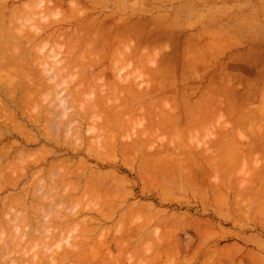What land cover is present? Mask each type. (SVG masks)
Wrapping results in <instances>:
<instances>
[{
	"label": "rangeland",
	"instance_id": "374dc122",
	"mask_svg": "<svg viewBox=\"0 0 264 264\" xmlns=\"http://www.w3.org/2000/svg\"><path fill=\"white\" fill-rule=\"evenodd\" d=\"M35 1L0 0L2 5L0 21L6 23L5 30L2 23L0 25L3 31L7 30L8 24H11L7 13L15 11L14 8L17 11L20 7L21 10L24 9L22 13L20 12L21 15L17 13V17L21 20L17 17L15 20L18 24L17 28L19 27L18 33L23 31L24 33L20 37L16 34L12 37H3L0 41V45L5 40L6 47L10 46L5 55L3 54L4 62L6 61L4 59L11 57L12 53L18 54L22 51V59L19 58L21 62L18 61L17 65H14L16 62L14 61L13 64L10 58L7 60L8 64L0 60V64L7 65L5 67L8 71L10 64H13L10 68L11 72L2 70L7 71L6 76H4L6 71L4 74L0 71L2 83L11 84V86L6 85L11 89L8 92L6 86L0 83V91H2L0 92V159L3 161L2 165L0 162V167H5L7 164L11 166L13 162L17 165L12 166L19 165L14 171L12 167L13 172L11 169L8 172V168L3 170L6 171V175L0 176L2 184H0V224H7L4 220L7 221V217L14 213L18 215L19 212L21 213L19 219L23 217L18 220L20 222L14 223L18 225L14 228H19L18 232L16 231V235H20H17V240L15 237L12 238L15 234L13 235L8 229L10 227L3 226L6 227L4 231L7 235L5 233L2 238L6 239L7 236L6 241L12 242L7 245L8 241L5 244L4 240L1 245L3 240L0 241V257L6 259L0 258V264H264V190H262L264 186L261 183L264 181L261 176L264 173V0ZM31 4L33 9L30 7ZM70 6L73 10L75 6L77 10L80 8L79 14L76 8V11L71 12ZM28 10H31L30 14ZM76 13L81 18L78 15L72 16ZM2 18L5 19L4 22ZM23 23L35 25L37 32L35 30L34 33L32 32L36 35L35 37L33 35V39L31 37V40L28 39L32 34L24 37L28 34L29 27L31 29L33 27L25 26ZM20 26H24L22 31ZM14 36L18 37L16 41ZM8 37L11 39H7ZM8 40L13 42L10 43ZM26 43H30L28 47ZM14 44L16 47L19 45L21 51ZM73 44H76V48ZM113 49L117 50L116 53ZM131 49L135 51L130 54L128 52H131ZM6 54L11 55L8 57ZM79 57L81 59H78ZM23 58L27 62L24 63ZM33 60L37 64L32 63ZM40 60L43 62V67ZM20 63L22 68H26L24 71V68L21 70L18 65ZM47 64L49 65L46 66ZM54 66L55 70L52 69ZM37 67L40 69L39 72ZM47 67H50V72L59 68L64 70H58L60 73L63 72L61 75L57 73V76L60 75L59 78L51 72L54 75L52 77L49 72H45ZM42 70L45 72L44 75L41 73ZM21 71H26L27 75L22 74ZM15 72L21 76L25 75L26 78L30 73V77L26 79L23 76L25 79L22 77L21 80V76ZM46 73L49 76H46ZM3 76L6 80L2 79ZM64 76L67 77L66 80ZM33 79L36 82H31ZM20 82L28 86L24 84L25 87L22 85L24 88L22 89ZM37 82L46 85L44 88L38 84L37 87L41 90L34 91L43 99L46 97L44 100L35 95L34 88L30 90L31 84ZM14 84L20 86L17 94L14 91L18 90V87L15 89L17 85ZM20 88L24 93L27 91L25 88H28L27 92L30 91L29 94L32 96L34 93L35 97L32 98L34 101L31 95L28 98L29 94L25 93L30 99L29 105L33 104L34 107L33 105L24 107L27 98ZM2 89L8 94L7 92V95L4 94ZM70 92L76 95L70 97L72 96ZM56 95L59 97H55ZM19 97L23 100L25 97V103L22 101L20 104ZM68 99L73 102H67ZM65 100L69 110L64 106ZM92 102H96V105ZM157 102L164 106L163 109L159 105V109L157 108ZM228 102L229 106L232 104L233 107H226ZM36 103L39 105L37 106ZM99 105L102 107H98ZM213 106L216 108L214 109ZM149 107L150 110H155L154 113L148 110ZM48 110L50 113L52 110V114L47 112ZM162 111L167 116L163 115ZM67 112L71 114L67 115ZM233 112L236 114L234 115ZM206 113V117L210 120L205 118ZM50 115L53 116L51 119H49ZM67 116L73 121L64 124L67 120H63L68 119ZM164 116L167 117L166 120ZM33 117L38 118L33 120ZM110 119L114 121V125ZM199 120H202L201 124L194 125ZM17 121L18 123H14ZM106 121L110 127L105 125ZM155 121L158 123L156 124ZM169 121L171 125L174 124L172 128ZM157 125L161 127L164 125L165 131L162 128L160 130ZM57 126L63 129L59 130ZM101 127L106 128L105 131L104 129L102 131ZM99 129L101 132L98 131ZM174 129H179L175 130L176 135ZM190 129L191 133H189ZM145 130L152 135H146ZM233 133L235 139L234 136L232 137ZM110 137L109 146L106 142ZM105 139L107 141H104ZM172 140H175L176 146ZM167 141L171 143H166ZM218 141L222 150L221 147H217ZM235 143L240 148H231H235ZM132 144L134 146L137 144L138 149ZM174 146L175 150H173ZM25 147L27 149H24ZM163 147L165 150L161 151ZM144 153L146 154L143 155ZM30 155L32 158L29 157ZM222 161L225 162L223 165H221ZM65 166L67 167L64 168ZM215 166L218 168L216 171L213 170ZM17 169L19 173L21 171L19 181H16L19 175ZM3 171L0 175L4 174ZM69 171L72 174L70 177ZM257 172H261L260 175ZM9 175H12L14 180ZM39 177L45 178L47 185L44 187H47L50 181L49 186L52 185V189L47 188L51 193L46 188L43 190L42 186L37 187ZM38 188H41L43 193ZM37 190L43 194L42 196L48 197L46 193L48 192L51 197L45 200L40 194L38 195ZM13 194L15 195L12 196ZM3 200L14 206L8 204L7 208L5 205V211L2 212L6 204ZM40 203L43 207L39 206ZM16 205L20 206L17 208ZM35 216L40 217L37 220ZM45 221H48V229L43 227L47 225ZM44 228L47 230L43 231ZM31 236L34 238L32 239ZM14 240L17 242L15 245Z\"/></svg>",
	"mask_w": 264,
	"mask_h": 264
},
{
	"label": "bare ground",
	"instance_id": "6f19581e",
	"mask_svg": "<svg viewBox=\"0 0 264 264\" xmlns=\"http://www.w3.org/2000/svg\"><path fill=\"white\" fill-rule=\"evenodd\" d=\"M34 1H35V0H34ZM46 1H47V0H46ZM32 2H33V1H32ZM35 2H36V1H35ZM40 2H41V1H40ZM1 3H2V2H1ZM2 4H3V3H2ZM4 4H5V3H4ZM35 4H37V3H35ZM35 4H34V8H35ZM50 5H51V4H50ZM78 5H79V4H78ZM1 6H2V5H0V7H1ZM36 6H39V5H36ZM43 6H44V5H43ZM5 7H6V6H5ZM27 7H28V5H27ZM30 7L33 9L32 4H31ZM44 7H45V6H44ZM54 7H55V6H54ZM70 7H71V6H70ZM80 7H81V6H80ZM1 8H2V7H1ZM24 8H25V7H24ZM28 8H29V7H28ZM28 8H27V9H28ZM31 8H29V9H31ZM73 8H74V7H73ZM75 8H76V6H75ZM75 8H74V10H73L72 7H71V8H70V10L72 9L71 12L76 11L77 8H76V10H75ZM6 9H7V8H6ZM18 9H19V7H18ZM42 9H43V8H42ZM47 9H48V8H47ZM61 9H62V8H61ZM68 9H69V7H68ZM78 9L80 10V8H78ZM85 9H86V8H85ZM14 10H15V11L12 10V11H10V12L7 13V14H8L7 17L10 18L9 20L11 21V24H8V26H7V30H6V31H3V30L1 29L2 26H0V41H2L3 37H7V36H11V37H12L13 34H16V36L18 35V37H20L21 34L24 33V31H23L22 33H21V32L18 33V29H19V27L17 28L18 24H17V22H15L16 17H17V13H18V15H21V13H22V11H24V9L21 10V7H20V9L18 10L19 12L17 11L16 8H14ZM34 10H35V9H34ZM34 10H33V11H34ZM79 10H77V11H78V14H79ZM87 10H88V8H87ZM25 11H27V10H25ZM28 11H29V10H28ZM30 11H31V10H30ZM30 11H29V14L31 13ZM33 11H32V12H33ZM36 11H37V10H36ZM38 11H39V10H38ZM20 12H21V13H20ZM69 12H70V11H69ZM81 12H82V11H81ZM84 12H85V11H84ZM23 13H24V12H23ZM35 13H36V12H35ZM38 13H39V12H38ZM29 14H27V15H29ZM70 14H71V13H70ZM73 14H74V13H73ZM78 14L76 13V15H72V16L75 17V16H77ZM82 14H83V13H82ZM82 14H81V15H82ZM39 15H41V14H39ZM3 16H4V14H3ZM29 16H30V15H29ZM29 16H28V19H29ZM72 16H71V17H72ZM1 17H2V16H1ZM31 17H32V16H31ZM33 17H34V16H33ZM78 17H79V15H78ZM17 18H19V17H17ZM42 18H43V17H42ZM62 18H63V17H62ZM79 18H81V17H79ZM2 19H3V18H2ZM19 19H20V18H19ZM19 19H18V20H19ZM20 20H21V19H20ZM31 20H32V19H31ZM72 20H73V19H72ZM4 21H5V19H3V22H4ZM10 21H9V22H10ZM26 21H27V20H26ZM26 21H24V22H26ZM58 21H59V18H58ZM62 21L64 22V20H62ZM18 22H20V21H18ZM60 22H61V21H60ZM63 22H62V23H63ZM1 23H2V21H0V25H1ZM21 23H22V22H21ZM26 23H27V22H26ZM66 23H67V22H66ZM5 24H6L5 22L2 23L3 28H4V27L6 28V26H4ZM15 24H16V25H15ZM23 24H24V23H23ZM24 25H25V24H24ZM29 25H31V24H28V25H25V26H29ZM84 25H85V24H84ZM34 26H35V25H33V24L31 25V27H33V28H34ZM44 26H45V25H44ZM87 26H88V25H87ZM20 27H21L20 29H21V31H22V30H23L22 28H23L24 26H20ZM80 27H81V26H80ZM5 28H4V30H5ZM33 28L31 29V28L29 27V30L27 31L28 34H26L25 36L23 35V36L26 37V36H28L29 34H32V36H31V35L28 36V37H29L28 39H30V37L33 39V35H34L33 33L36 31L35 28H34V29H33ZM84 28H85V27H84ZM30 29H31V30H30ZM36 29L38 30V28H36ZM34 30H35V31H34ZM87 31H88V30H87ZM90 31H91V30H90ZM32 32H33V33H32ZM36 32H37V31H36ZM38 32H39V30H38ZM41 32H42V31H41ZM78 32H79V31H78ZM42 33H44V32H42ZM39 34H41V33H39ZM78 34H79V33H78ZM50 35H51V34H50ZM50 35H49V36H50ZM62 35H63V34H62ZM75 35H76V33H75ZM88 35H89V34H88ZM96 35H97V34H96ZM16 36L13 37V38H15V41H16V39H18V37L16 38ZM23 36H22V38H23ZM35 36H36V35H34V37H35ZM40 37H41V36H40ZM75 37H76V36H75ZM86 37H87V36H86ZM9 38H10V37H8L7 39H9ZM22 38H21V39H22ZM43 38H44V37H43ZM43 38H42V39H43ZM95 38H96V37H95ZM100 38H101V37H100ZM100 38H99V39H100ZM10 39H11V38H10ZM24 39H25V38H24ZM76 39H77V38H76ZM101 39H102V38H101ZM154 39H155V38H154ZM30 40H31V39H30ZM30 40H24V41L32 42V41H30ZM68 40H69V39H68ZM78 40H79V39H78ZM6 41H7V40H6ZM13 41H14V39H13ZM13 41H12V42H13ZM15 41H14V42H15ZM19 41H20V39H19ZM22 41H23V40H22ZM42 41H43V40H42ZM4 42H5V40H4ZM4 42H2V44L0 45V49H2V52H0V54L2 53V54L0 55V60H2V63L4 62L2 58L4 57L7 48L10 47V46H9V47H6V44H5ZM8 42H10V40H8ZM12 42H10V43H12ZM81 42H82V41H81ZM89 42H90V41H89ZM3 43H4L5 45H3ZM6 43H7V42H6ZM55 43H56V42H55ZM96 43H97V42H96ZM107 43H108V42H107ZM29 44H30V43H29ZM29 44L26 43L27 47H28ZM78 44H79V43H78ZM8 45H9V43H8ZM10 45H12V44H10ZM17 45H18V44H17ZM26 45H25V46H26ZM73 45H74V44H73ZM79 45H81V44H79ZM82 45H83V44H82ZM112 45H113V44H112ZM14 46H15V44H14ZM18 46H19V45H18ZM18 46H17V47L15 46V47L19 49ZM36 46H37V44H36ZM71 46H72V45H71ZM74 46H75V48H76V44H75ZM77 46H78V45H77ZM102 46H103V44H102ZM12 47H13V46H11V48H12ZM22 47H23V46H22ZM27 47H26V48H27ZM42 47H43V46H42ZM16 48H14V49H16ZM91 48H92V47H91ZM108 48H109V47H108ZM111 48H112V46H111ZM131 48H132V47H131ZM140 48H141V47H140ZM9 49H10V48H9ZM18 49H17V50H18ZM20 49H22V48H20ZM20 49H19V50H20ZM29 49H30V47H29ZM29 49H28V50H29ZM41 49H42V48H41ZM41 49H40V50H41ZM105 49H106V47H105ZM35 50H36V49H35ZM74 50H75V49H74ZM88 50H89V49H88ZM106 50H107V49H106ZM111 50H112V49H111ZM115 50H116V49H113V51H115ZM118 50H119V49H118ZM20 51H21V50H20ZM25 51H26V50H25ZM25 51H24V52H25ZM80 51H81V50H80ZM116 51H117V50H116ZM116 51H115L114 53H116ZM132 51H133V49H131V52H128V53L131 54ZM134 51H135V50H134ZM134 51H133V52H134ZM89 52H90V51H89ZM100 52H101V50H100ZM103 52H104V51H103ZM109 52H111V51L109 50ZM194 52H195V51H194ZM14 53H15V52H14ZM14 53H12V55L9 54V56L11 55V57H9L7 54H6V55H7L11 60H13V62H12L13 64H14V61L16 62V64H14V65H17V62H18V61L21 62L20 59H22V58H21V55H22L21 53H22V51L19 52L18 54H17V52H16L15 54H14ZM25 53H26V52H25ZM91 53H92V52H91ZM114 53H113V54H114ZM3 54H4V55H3ZM13 54H14V55H13ZM19 54H20V55H19ZM105 54H106V52H105ZM113 54H112V55H113ZM120 54H121V53H120ZM126 54H127V53H126ZM126 54H124V55H126ZM130 54H129V55H130ZM135 54H136V52H135ZM15 55H16V56L19 55V57H18V56L16 57ZM101 55H102V54H101ZM103 55H104V54H103ZM7 56H6V57H7ZM74 56H75V55H74ZM114 56H115V54H114ZM127 56H128V54H127ZM38 57H39V56H38ZM86 57H87V56H86ZM111 57H112V56H111ZM125 57H126V56H125ZM4 58H5V57H4ZM9 58L4 59V60H6V61L4 62L5 64H6V62H7V60H8ZM19 58H20V59H19ZM25 58H26V57H25ZM25 58H23V59H25ZM42 58H44V57L42 56ZM42 58H41V59H42ZM29 59H30V58H28V60H29ZM44 59H45V58H44ZM74 59H75V58H74ZM78 59H81V57H79ZM78 59H77V60H78ZM35 60H36V58H35ZM35 60H33L32 63H33V62L36 63ZM91 60H94V59H91ZM97 60H98V59H97ZM22 61H23V60H22ZM30 61H31V60H30ZM41 61H42V60H40V64L42 63L41 66L43 67L44 65H43V62H41ZM74 61H75V60H73V62H74ZM81 61H82V60H81ZM89 61H90V60H89ZM94 61H95V60H94ZM103 61H104V60H103ZM105 61H106V60H105ZM19 62H18V63H19ZM25 62H27L26 59L24 60V63H25ZM37 62H38V61H37ZM73 62H72V63H73ZM75 62L77 63V61H75ZM79 62H80V61H79ZM92 62H93V61H92ZM124 62H125V61H124ZM2 63L0 64V71L6 69L5 66H7V65L2 64ZM22 63H23V62H22ZM30 63H31V62H30ZM30 63H29V64H30ZM32 63H31V64H32ZM64 63H65V62H64ZM64 63H63V64H64ZM69 63H70V62H69ZM76 63H73V64H76ZM90 63H91V61H90ZM7 64H8V62H7ZM13 64H12V65H13ZM36 64H37V63H36ZM67 64H68V63H67ZM83 64H84V63H83ZM12 65L10 64L9 67L11 68ZM18 65L21 67V63L18 64ZM22 65L24 66V64H22ZM25 65H26V64H25ZM48 65H49V64H47L46 66H48ZM30 66H31V65H30ZM46 66H45V67H46ZM55 66H56V64H55ZM55 66H54V68H52V67H51V68H52L53 70H55V69H56ZM57 66H58V65H57ZM63 66H64V65H63ZM68 66H69V65H68ZM9 67H8V68H9ZM39 67H40V66H39ZM86 67H87V66H86ZM95 67H96V66H95ZM10 68H9L10 71H8V70L6 69V70L8 71V73L11 72V69H10ZM15 68H16V67H14V69H15ZM23 68H24V69H23ZM23 68L21 67V70L23 69V71H24L26 68H25V67H23ZM37 68H38V67H37ZM48 68H49V69H48ZM68 68H69V67H68ZM80 68H81V66H80ZM12 69H13V67H12ZM42 69H44V68H42ZM52 69H51V70H52ZM59 69H60V68H59ZM59 69H58V70H59ZM61 69H62V68H61ZM61 69H60V70H61ZM65 69H66V68H65ZM82 69H83V68H82ZM144 69H145V68H144ZM6 70H5V71H6ZM15 70H16V69H15ZM19 70H20V68H19ZM39 70H40V69L38 68V72H39ZM45 70H46L45 72H47V73L49 72L48 74H49V75L51 74L50 76H52V77H53L54 75H53V73H51V72H54L55 77L57 76V73H60L58 70H57L58 72H57V71H53V70L50 72V71H49V70H50V67H47V69L45 68ZM47 70H48V71H47ZM63 70H64V69H62V71H63ZM5 71H2V73L4 74ZM7 71H6V73H5L4 76H6V75L8 74ZM17 71H18V68H17ZM23 71H21V73H22V74L24 73L25 75H27V74H26V71H25V72H23ZM33 71H34V70H33ZM42 71H43V72H41V71H40V72L43 73V75H44L45 72H44V70H42ZM71 71H72V70H71ZM92 71H93V70H92ZM169 71H170V70H169ZM19 72H20V71H19ZM64 72H65V71H64ZM72 72H73V71H72ZM15 73L18 74L17 72H15ZM33 73H34V72H33ZM47 73H46L45 75H46V76H49V75H47ZM62 73H63V72H62ZM62 73H60V75H61ZM70 73H71V72H70ZM74 73H75V72H74ZM83 73H84V72H83ZM83 73H82V74H83ZM0 74H1V73H0ZM3 74H2V75H3ZM29 74H30V73H29ZM29 74H28V76H29ZM68 74H69V73H68ZM68 74H67V75H68ZM18 75L21 76L20 74H18ZM25 75H22L20 79L23 80L24 77L26 78ZM38 75H39V74H38ZM60 75H59V76H60ZM72 75H73V74H72ZM0 76H1V75H0ZM4 76H3V77H4ZM23 76H24V77H23ZM28 76H27V78L30 77V76H29V77H28ZM59 76H57V77L59 78ZM22 77H23V78H22ZM64 77H65V76H64ZM75 77H76V76H75ZM18 78H19V77H18ZM25 78H24V79H25ZM27 78H26V79H27ZM31 78H32V76H31ZM50 78H51V77H50ZM58 78H57V79H58ZM66 78H67V77H65L64 80H66ZM2 79L6 80L5 77L2 78ZM57 79H56V80H57ZM62 79H63V78H62ZM4 80H3V82H4ZM56 80H55V81H56ZM0 81H1V78H0ZM28 81H29V80H28ZM34 81H35V80L33 79V81H31V82H34ZM46 81H47V80H46ZM48 81H49V80H48ZM62 81H63V80H62ZM75 81H76V80H75ZM17 82H19V81H17ZM22 82H23V81H22ZM35 82H36V81H35ZM56 82H57V81H56ZM0 83H1V85H3V86H4V85H5V86L8 85V83H6V82H5L6 84L2 83V81H1ZM27 83H28V82H27ZM54 83H55V82H54ZM75 83H76V82H75ZM82 83H83V82H82ZM114 83H115V82H114ZM114 83H113V84H114ZM223 83H224V82H223ZM19 84H20L21 88L24 89L23 87H25L24 84H26V83L23 84V83L20 82ZM38 84H39L38 82H37V84H34L35 86H34L33 84H31L32 87L30 88V85H29L28 88H30L31 91H32L33 88H34L33 92H34V91L36 92V91L39 89L38 87H39L40 84H39V85H38ZM60 84H61V83H60ZM64 84H65V83H64ZM14 85H15V84H14ZM14 85H13V86H14ZM16 85H17V84H16ZM16 85H15V86H16ZM22 85H23V87H22ZM54 85H55V84H54ZM54 85H53V86H54ZM128 85H130V84H128ZM3 86H2V87H3ZM8 86H11V84H9ZM20 86L17 85L16 87H14L15 89L18 87V90H17V89L15 90L14 88H12V90H15L14 92L17 94V91H19V87H20ZM27 86H28V84H26V87H27ZM37 86H38V87H37ZM40 86H44V88H45L46 85H45V83H44V85L41 84ZM47 86H48V85H47ZM106 86H107V85H106ZM113 86H114V85H113ZM67 87H68V86H67ZM130 87H131V86H130ZM130 87H129V88H130ZM155 87H158V86L155 85ZM3 88H4V87H3ZM6 88H7V86H6ZM9 88H10V87H8V88L6 89L8 92L11 91V89H9ZM21 88H20V91L23 92L24 90H22ZM28 88H25V91H26V89H27V91H28ZM78 89H79V88H78ZM139 89H140V88H139ZM150 89L152 90V87H150ZM155 89H156V88H155ZM0 90H1V88H0ZM2 90H3V89H2ZM4 90H5V89H4ZM4 90H3V92H4ZM39 90H41V89H39ZM55 90L57 91V89H55ZM59 90H60V88H59ZM125 90H126V89H125ZM148 90H149V89H148ZM148 90H146V91H148ZM153 90H154V88H153ZM7 91H6V92H7ZM27 91L25 92L26 94H27V93H28V94L31 93L30 91H29V92H27ZM71 91H72V90H71ZM79 91H80V89H79ZM113 91H114V90H113ZM129 91H130V90H129ZM169 91H170V90H169ZM212 91H213V90H212ZM0 92H2V91H0ZM6 92H4V94H6ZM8 92H7V94H8ZM14 92H13V93H14ZM33 92H32V93H33ZM35 92H34V93H35ZM50 92H51V91H50ZM57 92H58V91H57ZM73 92H74V91H73ZM76 92H78V91H76ZM140 92H141V91H140ZM142 92H143V91H142ZM150 92H151V91H150ZM25 93L23 92L24 96H25ZM34 93H33V96H34V97H35L36 94L38 95V93H35V95H34ZM40 93H41V92H40ZM46 93H47V92H46ZM48 93H49V91H48ZM126 93H127V92H126ZM7 94H6V95H7ZM23 94H22V96H23ZM28 94H27V95H28ZM55 94H56V93H55ZM67 94H68V93H67ZM70 94L72 95L71 92H70ZM70 94H69V95H70ZM74 94H75V93H74ZM74 94H73L72 96H70V97H74ZM106 94H107V93H106ZM132 94H133V93H132ZM9 95H10V93H9ZM18 95H19V94H18ZM20 95H21V93H20ZM30 95H31V94H29L28 98L30 97ZM41 95H43V94H41ZM75 95H76V94H75ZM14 96H15V95H14ZM33 96L31 95V99L33 98ZM38 96H39V95H38ZM38 96H37V97H38ZM116 96H117V95H116ZM121 96H122V95H121ZM124 96H125V95H124ZM128 96H130V95H128ZM128 96H127V97H128ZM25 97H26V96H25ZM25 97H24V100H23L22 98L19 97V100H21V101H19L20 104L22 103V101L25 103L26 100H27L26 103H27L28 101L30 102V99H28L27 97H26V98H27V99H26ZM39 97H41V96H39ZM43 97H44V96H43ZM55 97H59V96L56 95ZM60 97H62V96H60ZM222 97H223V96H222ZM8 98H10V96H9ZM13 98H14V97H13ZM16 98H17V97H16ZM41 98H42V97H41ZM45 98H46V97H45ZM45 98H44V99H45ZM105 98H106V96H105ZM167 98H168V97H167ZM25 99H26V100H25ZM42 99H43V98H42ZM44 99H43V100H44ZM55 99H57V98H55ZM55 99H54V100H55ZM130 99H133V98H130ZM130 99H128V100H130ZM0 100H1V99H0ZM12 100H13V99H12ZM14 100H15V99H14ZM32 100H33V99H32ZM35 100H36V98H35ZM63 100H64V98H63ZM68 100H69V99H68ZM74 100H75V99H74ZM88 100H89V99H88ZM104 100H105V99H104ZM104 100H103V101H104ZM109 100H110V99H109ZM125 100H126V99H125ZM207 100H208V99H207ZM210 100H211V99H210ZM215 100H216V99H215ZM33 101H34V100H33ZM90 101H91V98H90ZM99 101H100V100H99ZM132 101H133V100H132ZM156 101H157V100H156ZM156 101H155V102H156ZM0 102H1V101H0ZM17 102H18V101H17ZM29 102H28V104L25 103V106H24V107H27L26 105H29ZM59 102H63V101H59ZM67 102L72 103L73 101H70V100H69V101H67ZM122 102H123V101H122ZM127 102H128V101H127ZM129 102H130V101H129ZM155 102H154V103H155ZM185 102H186V101H185ZM229 102H230V101H229ZM229 102H228V105L226 104V107H227V106H228V107H231V106H232V104H231V106H229V104H230L232 101H231L230 103H229ZM4 103H5V102H4ZM63 103H64V106H67V105H65L66 100H65ZM74 103H75V102H74ZM76 103H77V101H76ZM76 103H75V104H76ZM86 103H87V102H86ZM92 103H93V102H92ZM95 103H96V102H94L93 104H95ZM97 103L100 104V102H97ZM103 103H104V102H103ZM131 103H132V102H131ZM154 103H153V104H154ZM162 103H163V102H162ZM178 103H179V102H178ZM205 103H206V102H205ZM234 103H235V102H234ZM234 103H233V104H234ZM239 103H240V102H239ZM34 104H35V102H34ZM55 104H56V103H55ZM60 104H61V103H60ZM66 104H67V103H66ZM98 104H97V105H98ZM159 104H160V102H159ZM159 104H158V102H157V105H156L157 108H158V105H159ZM210 104H211V103H210ZM263 104H264V102H263ZM3 105H4V104H1V106H3ZM32 105H33V104H32ZM32 105H29V106L32 107ZM36 105L38 106L39 104L36 103ZM41 105H42V104H41ZM58 105H59V104H58ZM58 105H56V109H58V108H57ZM68 105H70V104H68ZM95 105H96V104H95ZM95 105H94V106H95ZM100 105H101V104H100ZM100 105H99L98 107H100ZM112 105H113V104H112ZM117 105H118V104H117ZM129 105H130V104H129ZM134 105H137V104H134ZM145 105H146V104L144 103V106H145ZM162 105H163V104H162ZM164 105H165V104H164ZM214 105H215V104H214ZM6 106H7V104H6ZM29 106H28V107H29ZM53 106H54V105H53ZM61 106H62V105H61ZM80 106H82V105L80 104ZM84 106H85V104H84ZM87 106H88V105H87ZM90 106H91V108H93V105L90 104ZM144 106H143V107H144ZM156 106H154V107H156ZM159 106L162 107L161 105H159ZM206 106H207V105H206ZM210 106H211V105H210ZM221 106H222V105H221ZM223 106H225V105H223ZM234 106H235V105H234ZM238 106H239V105H238ZM260 106H261V105H260ZM4 107H5V106H4ZM8 107H9V106H8ZM28 107H27V108H28ZM33 107H34V105H33ZM59 107H60V106H59ZM72 107H73V106H72ZM76 107H77V106H76ZM101 107H102V106H101ZM101 107H100V108H101ZM113 107H114V106H113ZM124 107H125V106H124ZM124 107H123V108H124ZM127 107H129V106H127ZM132 107H134V106H132ZM135 107H136V106H135ZM151 107H152V106H151ZM163 107H164V106H163ZM163 107H162V109H163ZM232 107H233V106H232ZM235 107H236V106H235ZM246 107H247V106H246ZM263 107H264V105H263ZM35 108H36V106H35ZM37 108H38V107H37ZM43 108H45V107H43ZM62 108H63V107H62ZM69 108H70V107H69ZM86 108H87V107H86ZM86 108L84 107V109H86ZM96 108H97V107H96ZM100 108H98V111H99ZM120 108H121V107H120ZM129 108L131 109V107H129ZM213 108H214V106H213ZM215 108H216V107H215ZM215 108H214V109H215ZM5 109H6V108H5ZM10 109H11V108H10ZM13 109H14V108H13ZM13 109H12V110H13ZM29 109H30V108H29ZM29 109H27V110L30 111ZM39 109H40V107H39ZM54 109H55V108H54ZM59 109H61V107H60ZM63 109H64V108H63ZM65 109H66V108H65ZM67 109H68V106H67ZM89 109H90V108H89ZM106 109H107V108H106ZM116 109H117V107H116ZM124 109H125V108H124ZM130 109H129V111H130ZM158 109H159V108H158ZM158 109H157V110H158ZM169 109H170V108H169ZM220 109L222 110V108H220ZM228 109H229V108H228ZM245 109H246V108H245ZM8 110H9V109H8ZM32 110H34V109H32ZM35 110H37V109H35ZM41 110H42V108H41ZM41 110H40L39 113H41ZM68 110H69V109H68ZM68 110H67V111H68ZM72 110H73V109H72ZM81 110H82V112H83V108H82ZM91 110H92V109H91ZM91 110H90V111H91ZM103 110H104V109H103ZM113 110H115V109H113ZM133 110H134V109H133ZM148 110L151 111L152 109L150 110V107H149ZM153 110H154V109H153ZM153 110H152V111H153ZM166 110H167V109H166ZM211 110H212V106H211ZM211 110H210V111H211ZM223 110H224V109H223ZM233 110H234V108H233ZM233 110H232V111H233ZM25 111H26V110H25ZM38 111H39V110H38ZM53 111H55V110H53ZM77 111H78V110H77ZM77 111H76V112H77ZM86 111H88V110H86ZM95 111H97V110H95ZM98 111H97V112H98ZM126 111H127V110H126ZM154 111H155V110H154ZM154 111H153V113H154ZM159 111H160V110H159ZM167 111H168V110H167ZM225 111H226V109H225ZM228 111H229V110H228ZM235 111H236V110H235ZM240 111H241V110H240ZM240 111H239V112H240ZM263 111H264V109H263ZM30 112H32V111H30ZM45 112H46V111H45ZM45 112H44V113H45ZM47 112H49V110H48ZM70 112H71V111H70ZM70 112H67V115H68V113H70ZM76 112H75V113H76ZM97 112H96V113H97ZM99 112H100V111H99ZM112 112H113V111H112ZM112 112H110V113H112ZM123 112H124V111H123ZM130 112H131V111H130ZM144 112L146 113L147 111L145 110ZM162 112H163V113H162L163 115L166 114L164 111H162ZM200 112H201V111H200ZM223 112H224V111H223ZM236 112H237V111H236ZM10 113H11V112H10ZM10 113H9V114H10ZM26 113H27V112H26ZM39 113H37V114H39ZM49 113H50V112H49ZM63 113H64V112H63ZM73 113H74V112H73ZM73 113H72V114H73ZM84 113H86V112L84 111ZM118 113H119V112H118ZM120 113H121V112H120ZM126 113H127V112H126ZM148 113H149V112H148ZM148 113H147V114H148ZM153 113H152V115H153ZM168 113H169V112H168ZM227 113H228V112H227ZM242 113H243V112H242ZM247 113H248V112H247ZM29 114H30V113H29ZM37 114H35V115H37ZM45 114H46V113H45ZM50 114H52V110H51V113H50ZM56 114H57V113H56ZM70 114H71V113H70ZM78 114H79V113H78ZM93 114H94V113H93ZM97 114H98V113H97ZM124 114H125V113H124ZM131 114H132V113H131ZM131 114H130V115H131ZM133 114H136V113H133ZM147 114H146V115H147ZM197 114H198V113H197ZM233 114H234V112H233ZM233 114H232V115H233ZM235 114H236V113H235ZM235 114H234V115H235ZM240 114H241V112H240ZM244 114H246V113H244ZM263 114H264V113H263ZM3 115H4V114H3ZM10 115H11V114H10ZM13 115H15V114H13ZM33 115H34V114H33ZM33 115H32V116H33ZM47 115H48V114H47ZM54 115H55V112H54ZM59 115H60V114H59ZM63 115H64V114H63ZM109 115H110V114H109ZM117 115H119V114H117ZM117 115H116V116H117ZM128 115H129V113H128ZM148 115H149V114H148ZM200 115H203V114H200ZM209 115H210V114H209ZM212 115H213V114H212ZM219 115H220V114H219ZM228 115H229V114H228ZM228 115H227V116H228ZM0 116H1V115H0ZM8 116H9V115H8ZM11 116H12V115H11ZM32 116H31V118H32ZM38 116H39V115H38ZM40 116H41V115H40ZM51 116H52V115H50V118H49V119H51ZM65 116H66V115H65ZM65 116H64V117H65ZM79 116H80V115H79ZM107 116H108V115H107ZM122 116H123V115H122ZM131 116H132V115H131ZM166 116H167V114H166ZM166 116H164V117H165V120L167 119ZM170 116H171V115H170ZM196 116H197V115H196ZM206 116H207V113H206V115H205V118H207ZM248 116H249V115H248ZM262 116H263V115H262ZM3 117H4V116H3ZM14 117H15V116H14ZM52 117H53V116H52ZM58 117H59V116H58ZM62 117H63V116H61V119H63ZM70 117H71V116H70ZM74 117H75V116H74ZM76 117H77V116H76ZM108 117H109V116H108ZM120 117H121V116H120ZM120 117H119V118H120ZM151 117H152V116H151ZM151 117H150V118H151ZM179 117H180V116H179ZM197 117H199V115H198ZM208 117H209V116H208ZM223 117H224V116H223ZM229 117H231V116H229ZM237 117H238V116H237ZM244 117H245V115H244ZM252 117H253V116H252ZM259 117H260V116H259ZM33 118H34V117H33ZM37 118H38V117L34 118L33 120H35V119H37ZM43 118H44V117H43ZM67 118H68V116H67ZM72 118H73V117H72ZM119 118H118V119H119ZM122 118H124V117H122ZM122 118L120 119V121H122ZM180 118H181V117H180ZM200 118H201V117H200ZM200 118H199V119H200ZM4 119H5V118H4ZM15 119H16V118H15ZM29 119H30V118H29ZM44 119H45V118H44ZM75 119H77V118H75ZM111 119H112V118H111ZM111 119H110V120H111ZM147 119H148V118H147ZM169 119H171V118L169 117ZM175 119H176V118H175ZM192 119H193V118H192ZM207 119H209V118H207ZM230 119H232V117H231ZM239 119H240V118H239ZM239 119H238V120H239ZM246 119H247V117H246ZM250 119H251V118H250ZM7 120H8V119H7ZM66 120H67V122H64V124H66V123L69 124V123H68V122L70 121L69 118H68V119H64L63 121H66ZM113 120H114V117H113ZM115 120H116V119H115ZM115 120H114V121H115ZM124 120H125V119H124ZM148 120H149V119H148ZM209 120H210V119H209ZM217 120H219V119L217 118ZM241 120H242V116H241ZM241 120H240V121H241ZM5 121H6V120H5ZM38 121H39V119H38ZM48 121H49V120H48ZM71 121H73V120H71ZM71 121H70V122H71ZM111 121H112V120H111ZM114 121H112L113 125L115 124ZM167 121H168V120H167ZM173 121H174V120H173ZM175 121H176V120H175ZM175 121H174V122H175ZM178 121H179V119H178ZM187 121H188V120H187ZM200 121H202V120H199V122H196V124H195L194 122H193V123H194V125L197 126V124L200 123ZM207 121H208V120H207ZM211 121H212V120H211ZM245 121H246V120H245ZM261 121H262V120H261ZM10 122H11V121H10ZM36 122H37V121H36ZM39 122H40V121H39ZM43 122H44V120H43ZM49 122H50V121H49ZM51 122H53V121L51 120ZM106 122H107V121H106ZM118 122H119V121H118ZM118 122H117V123H118ZM153 122H154V121H153ZM158 122H160V120H159ZM158 122L155 121L156 124H157ZM164 122H166V121H164ZM176 122H177V121H176ZM203 122H206V121H203ZM236 122H238V121H236ZM241 122H243V121H241ZM2 123H3V122H2ZM14 123H18V121H17V122H14ZM19 123H20V122H19ZM44 123H45V122H44ZM74 123H76V122H74ZM221 123H222V121H221ZM250 123H251V122H250ZM259 123H260V122H259ZM46 124H47V123H45V125H46ZM55 124H56V123H55ZM100 124H101V123H100ZM100 124H98V125H100ZM103 124H105V122H103ZM103 124H102V125H103ZM159 124H160V123H159ZM169 124H170V121H169ZM178 124H179V122H178ZM200 124H201V123H200ZM200 124H199V125H200ZM202 124H203V123H202ZM222 124H223V123H222ZM239 124H240V123H239ZM3 125H4V124H3ZM21 125H22V124H21ZM24 125H25V124H24ZM45 125H44V126H45ZM70 125H71V124H70ZM78 125H79V124H78ZM95 125H96V123H95ZM95 125H94V126H95ZM105 125H106L107 127H110V126L108 125V122H107V124H105ZM117 125H118V124H117ZM170 125H171V124H170ZM173 125H174V124L172 123L171 128H172ZM259 125H260V124H259ZM13 126H15V125H13ZM16 126H19V125L16 124ZM46 126H47V125H46ZM65 126H67V125H65ZM72 126H74L73 128H76L75 125H72ZM79 126H80V125H79ZM144 126H145V125H144ZM157 126H159V125H157ZM163 126H164V125H163ZM163 126H162V127L159 126L158 128H159V129L162 128V129L164 130V127H163ZM180 126H181V125H180ZM188 126H189V125H188ZM192 126H193V125H191V127H192ZM201 126H203V125H201ZM251 126H252V125H251ZM262 126H263V125H262ZM21 127H22V126H21ZM27 127H28V126H27ZM57 127H58V126H57ZM59 127L61 128L60 125H59ZM59 127H58V128H59ZM68 127H69V126H68ZM77 127H78V126H77ZM7 128H8V127H7ZM46 128H47V127H46ZM60 128H59V130H62V129H63V128H62V129H60ZM171 128H170V129H171ZM174 128H176V127H174ZM178 128H179V127H178ZM193 128H194V127H193ZM244 128H245V127H244ZM20 129H21V128H20ZM95 129H96V128H95ZM97 129H98V127H97ZM97 129H96V130H97ZM101 129H102V131H103V129H104V131H105L106 128H102V127H101ZM101 129H99L98 131H100ZM110 129H111V128H110ZM165 129H166V128H165ZM179 129H180V128H179ZM179 129H174V135H176L175 133H177V132H175V130L177 131V130H179ZM260 129H262V127H261ZM17 130H18V129H17ZM22 130H23V129H22ZM96 130H95V131H96ZM112 130H113V129H112ZM160 130H161V129H160ZM167 130H168V129H167ZM171 130H172V129H171ZM171 130H168V131L171 133V132H172ZM183 130H184V129H183ZM27 131H28V130H27ZM27 131H26V132H27ZM31 131H32V130H31ZM72 131H73V130H72ZM76 131H77V130H76ZM106 131H107V130H106ZM108 131H110V130H108ZM108 131H107V132H108ZM138 131H139V130H138ZM140 131H141V130H140ZM145 131H146V130H145ZM145 131H143V132L145 133ZM152 131H153V130H152ZM164 131H165V130H164ZM263 131H264V128H263ZM2 132H3V131H2ZM46 132H47V130H46ZM46 132H45V133H46ZM64 132H65V130H64ZM74 132H75V130H74ZM78 132H79V131H78ZM100 132H101V131H100ZM111 132H112V131H111ZM146 132H147L146 135H148V134H149L148 130H147ZM150 132H151V131H150ZM155 132H156V131H155ZM159 132H160V131H159ZM169 132H168V133H169ZM185 132H186V131H185ZM234 132H235V131H234ZM261 132H262V131H261ZM43 133H44V132H43ZM103 133H104V132H103ZM103 133H102V134H103ZM109 133H110V132H109ZM114 133H115V132H114ZM178 133H181V132H178ZM189 133H191V129H190V132H189ZM46 134H47V133H46ZM46 134H44V135H46ZM97 134H98V133H97ZM106 134H107V133H106ZM106 134H105V135H106ZM110 134H111V133H110ZM110 134H108V136H111ZM140 134H141V133H140ZM142 134H143V133H142ZM142 134H141V135H142ZM150 134L152 135V133H150ZM150 134H149V135H150ZM234 134H235V133H233V135L230 134L229 137H231V135H232V137L234 136V139H235V135H234ZM251 134H252V133H251ZM32 135H33V134H32ZM44 135H43V136H44ZM48 135H49V134H48ZM100 135H101V134H100ZM100 135H98L99 138L102 136V135H101V136H100ZM115 135H116V134H115ZM154 135H155V134H154ZM170 135H172V134H170ZM178 135H179V134H178ZM183 135H184V133H183ZM222 135H224V134H222ZM240 135H241V134H240ZM243 135H244V134H243ZM27 136H28V135H27ZM49 136H50V135H49ZM76 136H77V135H76ZM108 136H107V137L104 136V137H105V138H108ZM180 136H181V135H180ZM218 136H219V135H218ZM29 137H30V135H29ZM32 137H33V136H32ZM35 137H36V136H35ZM113 137H114V136H112V138H113ZM192 137H193V136H192ZM227 137H228V136H227ZM259 137H260V136H259ZM0 138H1V137H0ZM33 138H34V137H33ZM33 138H32V139H33ZM53 138H54V137H53ZM57 138H58V137H57ZM60 138H61V137H60ZM74 138H75V137H74ZM77 138L79 139V137H77ZM99 138H98V139H99ZM101 138H102V137H101ZM137 138H138V137H137ZM170 138H171V137H170ZM172 138H174V136H172ZM172 138H171V139H172ZM176 138H177V141H178V136H176ZM181 138L183 139V137H181ZM181 138H179V139H181ZM223 138H224V136H223ZM253 138H254V137H253ZM262 138H263V137H262ZM34 139H35V138H34ZM46 139H47V138H46ZM138 139H140V138H138ZM144 139L147 140V139H150V138H144ZM216 139H217V138H216ZM221 139H222V138H221ZM230 139H231V138H229V140H230ZM38 140H39V139H38ZM63 140H65V139H63ZM75 140H76V139H75ZM93 140H95V139H93ZM110 140H111V137H110V139L108 140V142H106V144L109 143ZM116 140H117V139H116ZM152 140H153V139H152ZM168 140H169V139H168ZM175 140H176V139H175ZM175 140H174V141H175ZM219 140H220V139H219ZM47 141H48V140H47ZM52 141H53V140H52ZM58 141H59V140H58ZM98 141H102V142H103V140H98ZM98 141H97L96 143H98ZM104 141H107V140L105 139ZM148 141H151V140H148ZM155 141H156V140H155ZM172 141H173V140H172ZM174 141L172 142L173 144L176 143V142L174 143ZM180 141H181V140H179V142H180ZM113 142H115L114 139H113ZM126 142H128V141L126 140ZM130 142H131V141H130ZM130 142H129V143H130ZM139 142L142 143V141H139ZM169 142H170V141H167L166 143H169ZM182 142H183V141H182ZM194 142H195V141H194ZM227 142H228V141H227ZM259 142H260V141H259ZM261 142H262V141H261ZM59 143H60V141H59ZM88 143H89V142H88ZM91 143H92V142H91ZM111 143H112V141H111ZM132 143L134 144V141H132ZM144 143H146V142L144 141ZM144 143H143V145H144ZM170 143H171V142H170ZM177 143H178V142H177ZM185 143H186V142H185ZM217 143H219V141H218ZM230 143H231V142H230ZM232 143H233V141H232ZM254 143H255V142H254ZM256 143H257V142H256ZM10 144H11V143H10ZM10 144H9V145H10ZM63 144H64V143H63ZM94 144H95V143H94ZM99 144H100V142H99ZM104 144H105V143H104ZM130 144H131V143H130ZM133 144H132V145H133ZM146 144H147V143H146ZM181 144H182V143H181ZM226 144H227V143H226ZM44 145H45V144H44ZM90 145L92 146V144H90ZM110 145H111V144L109 143V146H110ZM112 145H113V144H112ZM114 145H116V144H114ZM127 145H128V144H127ZM136 145H137V144H135V146L133 145V147L135 148ZM147 145H149V144H147ZM147 145H145V146H147ZM218 145H220V143H219ZM218 145H217V147L220 148L221 145H220V146H218ZM233 145H234V144H233ZM23 146H24V145H23ZM96 146H97V145H96ZM100 146H102V145H100ZM175 146H176V144H175ZM175 146H174V149H173V150L176 149ZM181 146H182V145H181ZM181 146H180V148H181ZM184 146H185V145H184ZM224 146H225V145H224ZM234 146H235V148H234V147H231V146H230V147L233 148V149L240 148V146H239V147H237L238 145L236 146V143H235ZM43 147H44V146H43ZM115 147H116V146H115ZM126 147H127V146H126ZM131 147H132V146H131ZM131 147H130V148H131ZM138 147H140V146L138 145ZM167 147H168V146H167ZM228 147H229V146H228ZM8 148H9V147H8ZM10 148H11V147H10ZM46 148H47V147H46ZM107 148H108V147H107ZM110 148H111V147H109V149H110ZM136 148H137V147H136ZM259 148H260V147H259ZM262 148H263V147H262ZM24 149H27V148L25 147ZM41 149H42V148H41ZM48 149H49V148H48ZM51 149H52V148H51ZM111 149H113V148H111ZM137 149H138V148H137ZM198 149H199V148H198ZM206 149H207V148H206ZM217 149H218V148H217ZM233 149H231V150H233ZM19 150H20V149H19ZM43 150H44V149H43ZM113 150H115V149H113ZM132 150H133V149H132ZM154 150H155V148H154ZM160 150H161V151H162V150H165V148L163 147V148L160 149ZM169 150H170V149H169ZM177 150H178V149H177ZM180 150H181V149H180ZM221 150H222V147H221ZM226 150H227V148H226ZM239 150H240V149H239ZM261 150H262V149H261ZM137 151H138V150H137ZM219 151H220V149H219ZM223 151H224V150H223ZM227 151H228V150H227ZM263 151H264V149H263ZM17 152H18V151H17ZM31 152H32V151H31ZM37 152H38V150L36 151V153H37ZM44 152H45V151H44ZM47 152H48V150H47ZM49 152H50V150H49ZM132 152H133V151H132ZM138 152H140V151H138ZM143 152H146V151L143 150ZM153 152L156 153V151H153ZM168 152H169V151H168ZM181 152H182V151H181ZM183 152H184V150H183ZM220 152H221V151H220ZM234 152H235V150H234ZM242 152H243V149H242ZM32 153H33V152H32ZM32 153H31V154H32ZM36 153H35V154H36ZM53 153H54V152H53ZM165 153H166V152H165ZM179 153H180V152H179ZM187 153H188V152H187ZM224 153H227V152L224 151ZM237 153L241 154L240 151H237ZM5 154H6V153H5ZM25 154H26V152H25ZM35 154H34V155H35ZM37 154H38V153H37ZM37 154H36V158H37ZM133 154H135V153H133ZM136 154H137V153H136ZM145 154H146V153H144L143 155H145ZM166 154H167V153H166ZM181 154H182V153H181ZM216 154H217V153H216ZM220 154H221V153H220ZM220 154H218V155H220ZM243 154H244V152H243ZM243 154H242V155H243ZM6 155H7V154H6ZM32 155H33V154H32ZM32 155H30L29 157H31ZM42 155H44V154H41V156H42ZM49 155H51V153H50ZM140 155H141V154H140ZM157 155H158V154H157ZM159 155H160V153H159ZM167 155H168V154H167ZM167 155H166V156H167ZM169 155H170V153H169ZM184 155H185V153H184ZM204 155H205V154H204ZM208 155H209V153H208ZM213 155H214V154H213ZM246 155H247V154H246ZM26 156H27V155H26ZM26 156H25V158H26ZM44 156H45V155H44ZM170 156H171V155H170ZM12 157H14V156H12ZM17 157H18V156H17ZM29 157H28V158H29ZM38 157H39V156H38ZM175 157H176V156H175ZM201 157H203V156H201ZM209 157H210V156H209ZM3 158H4V157H3ZM19 158H20V157H19ZM31 158H32V157H31ZM43 158H44V157H42V159H43ZM135 158H137V157H135ZM168 158H169V157H168ZM245 158H246V157H245ZM38 159H39V158H38ZM40 159H41V157H40ZM175 159H176V158H175ZM187 159H188V158H187ZM194 159H195V157H194ZM5 160H6V159H5ZM8 160H9V159H8ZM13 160H14V159H13ZM18 160H20V159H18ZM134 160H135V159H134ZM205 160H206V159H205ZM226 160H227V158H226ZM226 160H224V161H226ZM14 161H15V160H14ZM65 161H66V160H65ZM175 161H176V160H175ZM206 161H207V160H206ZM0 162H1V165H2V162H3L2 159H0ZM10 162H11V160H10ZM60 162H61V161H60ZM182 162H184V161H182ZM187 162H190V161L187 160ZM5 163H6V162H5ZM8 163H9V162H8ZM15 163H16V162H13V164H15ZM61 163H62V162H61ZM65 163H66V162H65ZM159 163H160V162H159ZM207 163H208V161H207ZM223 163H225V162L222 161V164H221V163H220V164L223 165ZM234 163H235V162H234ZM13 164H12V165H13ZM29 164H30V163H29ZM57 164H58V163H56V165H57ZM210 164H211V163H210ZM8 165H9V164H7L6 166L4 165L5 167H2V166H1V167H0V172H2L3 170H6L7 168H8L7 171L10 172L9 169H11V171H12V169H13L12 167H14V169H13V171H14V170H16V168L19 167V165H18V166H12L11 164H10L11 166H8ZM15 165H17V164H15ZM51 165H52V164H51ZM51 165H50V166H51ZM59 165H60V164H59ZM64 165H65V164H64ZM154 165H155V164H154ZM166 165H167V164H166ZM262 165H263V164H262ZM7 166H8V167H7ZM20 166H21V165H20ZM26 166H28V165H26ZM50 166H49V167H50ZM54 166H55V165H54ZM62 166H63V164H62ZM206 166H207V165H206ZM216 166H219V165L216 164ZM216 166L213 167V170H215V171H216V169H218ZM15 167H16V168H15ZM23 167H24V166H23ZM66 167H67V166H65L64 168H66ZM157 167H158V166H157ZM174 167H175V166H174ZM259 167H260V166H259ZM262 167H263V166H262ZM262 167H261V168H262ZM21 168H22V167H21ZM30 168H31V167H30ZM47 168H48V167H47ZM51 168H52V167H51ZM61 168H62V167H61ZM214 168H215V169H214ZM43 169H44V168H43ZM57 169H59V168H57ZM190 169H191V168H190ZM263 169H264V168H263ZM263 169H260V170H263ZM1 170H2V171H1ZM20 170H21V169H20ZM25 170H26V169H25ZM211 170H212V168H211ZM260 170H259V171H260ZM13 171H12V172H13ZM17 171H18V169H17ZM56 171H57V170H56ZM63 171H64V170H63ZM255 171H256V170H255ZM263 171H264V170H263ZM3 172H4V174H2V175H0V176H4V175H6V174H5L6 171H3ZM8 172H7V175H8ZM24 172H25V171H23V173H24ZM59 172H60V171H59ZM61 172H62V171H61ZM61 172H60V173H61ZM69 172H70V171H69ZM168 172H169V171H168ZM185 172H186V171H185ZM217 172H218V171H217ZM217 172H216V173H217ZM252 172H253V170H252ZM20 173H21V171H20ZM20 173H19V171H18L17 174H19V175H17L18 177L16 176V177H17V179L15 178L16 181L19 179V177H20ZM169 173H170V172H169ZM253 173H254V172H253ZM257 173L260 175L261 172H260V173L257 172ZM257 173H256V174H257ZM262 173H263V172H262ZM9 174H10V173H9ZM24 174H25V173H24ZM258 174H257V175H258ZM254 175H255V174H254ZM259 175H258V176H259ZM263 175H264V173L261 175L262 178H264ZM21 176H22V175H21ZM70 176H72L71 172H70V174H69V177H70ZM261 176H259V177H261ZM9 177L12 178V175H11V176L9 175ZM27 177H28V176H27ZM255 177H256V178H255ZM255 177H253V180H254V178L257 179V176H256V175H255ZM259 177H258V179H261V178H259ZM78 178H79V177H78ZM65 179H66V178H65ZM69 179H70V178H69ZM12 180H14V179L12 178ZM77 180H78V179H77ZM249 180H251V179H249ZM18 181H19V180H18ZM251 181H252V180H251ZM258 181H259V180H258ZM261 181H263V180H261ZM61 182H62V181H61ZM61 182H60V183H61ZM63 182H64V181H63ZM63 182H62V183H63ZM68 182H69V181H68ZM254 182H255V181H254ZM5 183H6V182H5ZM5 183H4V184H5ZM32 183H33V182H32ZM70 183H71V181H70ZM261 183H262V185L264 186V181L261 182ZM0 184H1V183H0ZM49 184H50V181H49L47 187H48V188L50 187V190H51V189H52V188H51L52 185L49 186ZM52 184H53V183H52ZM64 184L66 185L67 183L65 182ZM71 184L74 185L73 182H72ZM75 184H76V183H75ZM259 184H260V183H259ZM259 184H258V185H259ZM1 185H2V184H1ZM1 185H0V186H1ZM5 185H6V184H5ZM26 185H27V184H26ZM37 185H38L37 187L42 186L41 188H43L45 185H47V184H46V180H45V178H44V177H42V178L39 177V178H38V184H37ZM53 185H54V184H53ZM79 185H80V184H79ZM30 186H31V185H30ZM75 186H76V185H75ZM263 186H262V187H263ZM24 187H25V186H24ZM27 187H28V186H27ZM27 187H26V188H27ZM47 187H44L43 190H45V188H46L47 190H49ZM65 187H66V186H65ZM72 187H73V186H72ZM262 187H261V188H262ZM29 188H30V187H29ZM41 188H38L39 191L42 190ZM57 188H58V187H57ZM57 188H56V189H57ZM76 188H77V187H76ZM261 188H260V189H261ZM70 189H71V187H70ZM24 190H25V189H24ZM43 190L40 191V192L43 193ZM47 190H46V191H47ZM50 190H49V191H50ZM62 190H63V189H62ZM77 190H78V189H77ZM262 190H264V188H262ZM37 191H38V190H37ZM39 191H38V195L40 194ZM60 191H61V190H60ZM69 191H70V190H69ZM69 191H68V192H69ZM32 192H33V191H32ZM34 192H35V191H34ZM55 192H56V190H55ZM263 192H264V191H263ZM263 192H262V193H263ZM20 193H21V192H20ZM25 193H27V191H26ZM42 193L40 194L41 196L43 195ZM46 193L48 194V197H49V196L51 197V194H49L48 192H46ZM50 193H51V191H50ZM52 193H53V192H52ZM58 193H59V192H58ZM262 193H261V194H262ZM59 194H60V193H59ZM67 194H68V193H67ZM261 194H260V195H261ZM14 195H15V194H13L12 196H14ZM44 195H45V194H44ZM6 196H7V195H6ZM33 196H34V195H33ZM33 196H32V197H33ZM41 196H40V197H41ZM46 196H47V195H46ZM55 196H56V195H55ZM57 196H58V195H57ZM261 196H262V195H261ZM26 197H27V195H26ZM42 197H44V196H42ZM42 197H41L40 200H42ZM48 197H44L45 200H47ZM50 197H49V198H50ZM52 197H53V196H52ZM8 198H10V197H8ZM46 198H47V199H46ZM57 198H58V197H57ZM3 199H4V198H3ZM25 199H26V198H25ZM34 199H35V197H34ZM6 200H7V199H6ZM48 200H49V199H48ZM63 200H64V199H63ZM3 201H4V200H3ZM3 201H2V203H3ZM27 201H28V200H26L25 203H27ZM50 201H51V200H50ZM263 201H264V200H263ZM4 202H5V201H4ZM7 202H9V200H8ZM37 202H38V201H37ZM37 202H36V203H37ZM43 202H44V201H43ZM51 202H52V201H51ZM5 203H6V202H5ZM32 203H34V202L32 201ZM48 203H49V202H48ZM262 203H263V202H262ZM8 204H10V206L12 205V207L14 206V204H11L10 202H9V203H6V204H4V207H3V205H2V207H3L2 212L5 211V209H4V208H5V205H6V207L8 208ZM15 204H16V203H15ZM30 204H31V203H30ZM21 205H22V203H21ZM35 205H37V204H35ZM35 205H33V206L35 207ZM49 205H50V203H49ZM18 206H20V205H18ZM18 206L16 205L17 208H18ZM39 206L41 207L42 204L40 203ZM44 206L47 207V205H44ZM12 207H11V208H12ZM23 207H24V206H23ZM42 207H43V206H42ZM260 207H262V206H260ZM263 207H264V206H263ZM0 208H1V206H0ZM19 208H21V207H19ZM31 208H32V207H31ZM14 209H16V208H14ZM25 209H26V208H25ZM3 210H4V211H3ZM22 210H23V209H22ZM45 210H46V209H45ZM0 211H1V210H0ZM25 211H26V210H25ZM37 211H38V210H37ZM7 212H8V211H7ZM13 212H14V211H13ZM21 212L23 213V211H21ZM41 212H42V211H41ZM5 213H6V212H5ZM5 213H3V215H4ZM31 213H32V212H31ZM33 213H34V212H33ZM7 214H9V213H7ZM10 214H11V213H10ZM20 214H21V213L19 212V215H20ZM36 214H38V213H36ZM41 214H42V213H41ZM0 215H1V214H0ZM3 215H2V216H3ZM19 215L16 214V213H14V215L11 214L10 216H8L9 218L7 217V221L4 220V222H7V224H5L6 227L9 226L11 229H10V228H8V229L12 231L13 235L15 234V236L12 237L13 239H14V237H15V240H17L16 238H17V235H18V234L16 235V231L19 230V228H18V229H17V228H14V226H18V225H14V223H15V222H17V223L20 222V221H18V220H21V219L23 218V217H22V218L19 219ZM33 215H34V214H33ZM33 215H31V216H33ZM38 215H40V214H38ZM61 215H62V214H61ZM20 216H21V215H20ZM31 216H30V217H31ZM35 217H36V216H35ZM39 217H40V216H39ZM39 217H38V218L36 217L37 220L39 219ZM51 217H52V216H51ZM57 217H58V216H57ZM2 218H3V217H2ZM4 218H5V217H4ZM32 218H33V217H32ZM44 218H46V215H45ZM62 218H63V217H62ZM27 219H28V218H27ZM41 219H43V218L41 217ZM28 220H29V219H28ZM30 220H32V219H30ZM33 220H34V218H33ZM59 220H60V219H59ZM39 221H41V220H39ZM39 221H38V222H39ZM48 221H49V220H48ZM48 221H45V223H47ZM60 221L62 222V220H60ZM0 222H1V221H0ZM4 222H2V223H4ZM28 222H29V221H28ZM42 222H43V221H42ZM49 222H50V221H49ZM92 222H93V220H92ZM17 223H16V224H17ZM50 223H51V222H50ZM53 223H54V222H53ZM87 223H89V222H87ZM90 223H91V222H90ZM21 224H22V223H21ZM1 225H2V226H1ZM5 225H4V224H0V239L2 238V235H4L5 233H6L5 235H7V232H5V231H6V230H5L6 227H5V228L3 227V226H5ZM7 225H8V226H7ZM34 225H35V224H34ZM50 225H51V224H50ZM85 225H86V224H85ZM28 226H29V225H28ZM28 226H27V227H28ZM36 226H37V225H35V227H36ZM47 226H48V223H47L46 226H43V227H46V228L48 229ZM93 226H94V225H93ZM38 227H39V225H38ZM41 227H42V226H41ZM43 227H42V228H43ZM94 227H95V226H94ZM3 228H4V229H3ZM36 228H37V227H36ZM38 229L40 230V228H38ZM44 229H45V228H44ZM47 229H45V230H43V231H46ZM4 230H5V231H4ZM31 230H32V229H31ZM28 231H29V230H28ZM28 231H27V233H28ZM17 232H18V231H17ZM19 232H20V231H19ZM37 232H38V231H37ZM51 232H52V231H51ZM32 233H33V232H32ZM40 233H41V231H40ZM45 233H47V232H45ZM19 234H20V233H19ZM30 234H31V233H30ZM41 234H42V233H41ZM48 235H49V234H48ZM18 236H20V235H18ZM26 236H28V235H26ZM43 236H44V235H43ZM31 238H32V236H31ZM33 238H34V237H33ZM33 238H32V239H33ZM6 239H7V236H6ZM6 239H3V238H2V239L0 240V241L3 240L1 245H3L4 240H5V244H7L6 242H7L8 240L6 241ZM13 239H12V240H13ZM29 239H30V238H29ZM15 240H14V241H15ZM18 240H19V239H18ZM21 240H22V239H21ZM9 242H12V241L9 240L7 245H10V244H11V243L9 244ZM22 242H23V241H22ZM33 242H34V241H33ZM13 243H14V245H15V243H17V242L15 241V242H13ZM13 243H12V244H13ZM19 243H21V242H19ZM84 243H85V241H84ZM17 245H18V244H16V246H17ZM22 245H23V244H22ZM48 246H49V245H48ZM10 249H11V248H10ZM2 250H3V249H2ZM12 250H13V249H12ZM75 250H76V249H75ZM10 251H11V250H10ZM67 251H68V250H67ZM79 251H80V250H79ZM92 251H93V250H92ZM94 251H95V248H94ZM83 252H84V251H83ZM90 252H91V251H90ZM68 253H69V252H67V254H68ZM72 253H73V252H72ZM75 253H76V252H75ZM81 253H82V252H81ZM95 253H96V252H95ZM67 254H66V255H67ZM90 254L94 255L93 253H90ZM98 254H99V253H98ZM2 255H3V254H2ZM69 255H70V253H69ZM80 255H81V254H80ZM99 255H100V254H99ZM5 256H6V255H5ZM75 256H76V255H75ZM86 256H87V255H86ZM131 256H132V255H131ZM68 257H70V256H68ZM121 257H122V256H121ZM0 258H3V257H0ZM73 258H74V257H73ZM88 258H89V257H88ZM112 258H113V257H112ZM3 259H4V258H3ZM4 260H6V259H4ZM5 262H6V261H5Z\"/></svg>",
	"mask_w": 264,
	"mask_h": 264
}]
</instances>
